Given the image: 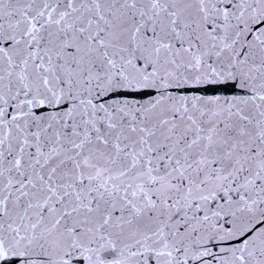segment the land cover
<instances>
[{
    "label": "snow or ice",
    "instance_id": "1",
    "mask_svg": "<svg viewBox=\"0 0 264 264\" xmlns=\"http://www.w3.org/2000/svg\"><path fill=\"white\" fill-rule=\"evenodd\" d=\"M0 264H264V0H0Z\"/></svg>",
    "mask_w": 264,
    "mask_h": 264
}]
</instances>
